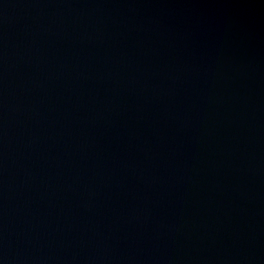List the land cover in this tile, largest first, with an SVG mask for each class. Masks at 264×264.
Masks as SVG:
<instances>
[{"label":"water","instance_id":"95a60500","mask_svg":"<svg viewBox=\"0 0 264 264\" xmlns=\"http://www.w3.org/2000/svg\"><path fill=\"white\" fill-rule=\"evenodd\" d=\"M0 264H264V0H0Z\"/></svg>","mask_w":264,"mask_h":264}]
</instances>
